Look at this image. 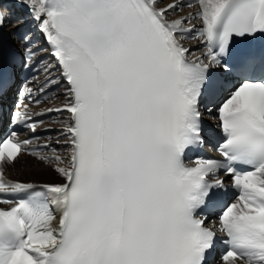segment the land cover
<instances>
[{
    "label": "snow or ice",
    "instance_id": "6c2138e0",
    "mask_svg": "<svg viewBox=\"0 0 264 264\" xmlns=\"http://www.w3.org/2000/svg\"><path fill=\"white\" fill-rule=\"evenodd\" d=\"M13 2L26 13L9 20L0 0V96L49 51L3 31L31 20L55 59L43 71L58 77L38 91L62 89L47 111L66 114L55 142L66 155L28 147L42 121L11 114L33 138L0 137V197H14L0 198V264H264V0ZM187 39L200 57L188 58ZM201 104L215 106L219 132ZM206 137L222 159L186 163ZM22 152L54 164L59 182L6 180ZM217 210L219 227L207 225Z\"/></svg>",
    "mask_w": 264,
    "mask_h": 264
},
{
    "label": "bare ground",
    "instance_id": "6f19581e",
    "mask_svg": "<svg viewBox=\"0 0 264 264\" xmlns=\"http://www.w3.org/2000/svg\"><path fill=\"white\" fill-rule=\"evenodd\" d=\"M163 1H168V0H163ZM182 12H186V11H180L178 13H175L172 15V17L180 16ZM192 42L193 41H191L190 43ZM50 104H52L53 106L59 105V103L57 102H51ZM52 133H58V131L53 130ZM59 154L65 155L62 152H60ZM19 157L20 155L18 156V158ZM3 171H4V177L7 180L18 181V182L50 183V182H54L51 181V178L59 177L57 172L54 170V164H50L44 161H39L38 159L35 158L34 159L25 158L15 168H12L8 165L4 166Z\"/></svg>",
    "mask_w": 264,
    "mask_h": 264
},
{
    "label": "rangeland",
    "instance_id": "374dc122",
    "mask_svg": "<svg viewBox=\"0 0 264 264\" xmlns=\"http://www.w3.org/2000/svg\"><path fill=\"white\" fill-rule=\"evenodd\" d=\"M25 158H30V157H27V156H23V155H20V157L14 162V163H12V164H5L4 166H10V167H12V168H15V167H17L18 166V164L20 163V162H22L23 161V159H25ZM31 159H34V158H31ZM18 162V163H17ZM3 166V167H4ZM60 180V177H54V178H51V181H54V182H58Z\"/></svg>",
    "mask_w": 264,
    "mask_h": 264
}]
</instances>
